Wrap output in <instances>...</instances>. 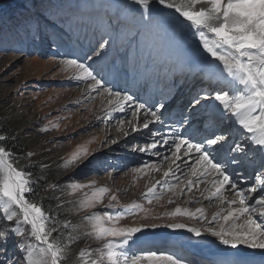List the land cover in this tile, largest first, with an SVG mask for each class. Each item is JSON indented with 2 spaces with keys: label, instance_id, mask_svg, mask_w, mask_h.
<instances>
[{
  "label": "snow or ice",
  "instance_id": "6c2138e0",
  "mask_svg": "<svg viewBox=\"0 0 264 264\" xmlns=\"http://www.w3.org/2000/svg\"><path fill=\"white\" fill-rule=\"evenodd\" d=\"M104 7L98 47L90 48L91 54L85 52L83 56L68 53L74 58L60 61L66 69L75 70V75L69 78L87 84L88 99L92 93L106 97L111 106L109 111L131 112L134 118L129 121L131 132H146L151 141L143 146L134 145L133 151L160 157L159 148L163 147L171 153L163 156L170 161L168 170L147 189L145 198L155 196L158 186L169 183L166 179L169 176L176 182L170 185V190L179 187L184 192L186 188L189 193L199 186L202 177H211L206 181L209 187L204 190L208 193L204 198L216 200L220 209L211 220L202 208L192 212L177 207L165 215L180 214L205 221L209 225L207 232L218 238L222 246L233 250L223 264H264V195L259 194L264 192V0H107ZM41 31L38 19L26 27V34L34 40L40 38ZM44 31L53 43L61 39L55 31L50 34L47 29ZM190 38H198L195 48L188 43ZM121 49L124 55L118 58L122 64L127 62V68L123 69L125 87L115 90L117 85L110 78L108 57L111 53L119 54ZM158 72L166 80L178 74L185 83L192 79L208 87L207 91L202 87L191 97L187 114H180L183 123L178 120L179 127L169 125L167 132L159 130L164 127L167 105L155 96L138 95ZM175 85L173 79L168 88ZM213 98L211 105L202 104ZM201 109L208 121L219 125V133L212 138L185 135L191 126L192 113L199 115ZM140 119L143 124L138 126ZM47 130V126L41 129ZM128 135L124 131V136ZM237 135L239 141L232 139ZM7 139L0 135V264H140L147 257L153 258L150 264H195L175 254L163 260L156 252H147L143 257L130 255L144 230L160 225L119 226L122 217L133 215L142 206L117 207L111 203L117 200L115 194L105 210H95L108 192L106 187H95V181L80 184L69 176L64 185L50 182L43 187L44 192H60V196H41L37 189L46 177L30 170L35 166L31 160L34 153L29 151L25 157L13 152L5 144ZM91 155L87 149L78 148L63 158L61 166L79 167ZM193 156L190 175L195 179L184 182L177 173H182L181 163L188 168ZM22 158H27V163L20 164ZM253 165L256 183L245 174ZM47 167L40 165L42 170ZM154 167L157 166H143L149 170ZM238 168L243 171L237 172ZM241 178L249 181L248 188L238 183ZM88 188L91 194L84 193L78 200L63 199L66 190L71 195ZM225 192L232 193L234 198L228 199ZM45 199L57 203L45 207ZM190 200L194 202L191 197ZM225 205L227 214L222 215ZM65 213L72 219L61 220ZM217 219L230 224L227 227L221 224L217 230L211 226ZM166 227L187 229L197 239L204 234L200 228L184 223H169ZM9 236L16 239L20 255H5ZM81 240L88 243L74 252L73 246ZM241 246L251 251L241 252Z\"/></svg>",
  "mask_w": 264,
  "mask_h": 264
},
{
  "label": "rangeland",
  "instance_id": "374dc122",
  "mask_svg": "<svg viewBox=\"0 0 264 264\" xmlns=\"http://www.w3.org/2000/svg\"><path fill=\"white\" fill-rule=\"evenodd\" d=\"M106 3L107 0H0V101L8 103L11 110L16 109L24 115L25 129L31 126L41 131L47 126L48 130L43 131L41 140L54 148L53 163L60 162L62 165L63 158L78 148L87 149L92 153L79 167H71L73 169L70 176H74L76 183L87 184L95 181V187L108 189L95 210H105L110 197L115 194L117 200L111 203L117 207L133 204L142 206V209H136L133 215L122 217L118 222L119 226L138 227L141 224L151 223L160 225L155 229H145L130 255L143 257L147 252H156L157 257L163 260L165 256L171 255L172 249H177L179 246L197 248L198 253L200 251L202 255L219 253L222 245L218 238L207 232L209 225L205 221L180 214L165 215L173 212L177 207L182 210L188 208L192 212L202 208L205 216L211 220L220 210L216 200L210 201L204 198L208 195L204 190L209 187L206 181L211 177H202L199 186L194 187L189 193L186 188L184 192H181L179 187L170 190V185L176 182L169 176L166 178L169 183L158 186L155 196L145 198L147 189L161 180L164 172L168 170L170 161H165L163 156H170L171 153L167 149L159 148L161 155L157 157L155 153L133 151L134 145L143 146L151 141L147 139L146 132L144 134L131 132L129 121L134 120L131 112L109 111L111 106L108 105L107 98L95 93H92V98L88 99L87 84L84 82L78 84L75 79H70V76L75 75V70L66 69L60 63L62 59L74 58L67 56L68 53L79 56L84 49H88L89 52L90 48L94 50L98 47L96 41L99 39L100 20L104 17ZM37 19L42 31L40 38L34 40L26 34V27ZM44 29H47L49 34L55 31L61 39L53 43L48 39ZM197 42L198 38H190L188 41L192 48L197 46ZM118 55L122 58L124 50L121 49L119 54L111 53L108 57L111 75L114 74L113 59H115V68L118 67L116 75L127 68V62L122 64ZM128 71L131 72V69L129 68ZM154 76L159 79L160 84L164 82L162 72ZM110 78L113 79L112 76ZM169 80L173 78L165 79L166 82ZM182 85L184 83H179L178 88H182ZM203 87L205 90L207 84ZM198 89L200 91V86ZM213 102L214 98L202 101V104L207 106ZM121 120L124 121L123 125L120 124ZM53 124L58 127H53ZM142 124L143 120L140 119L138 126ZM159 130L166 132L168 126ZM124 131L129 133L127 137L124 136ZM238 140H240L239 136ZM112 141L118 143L113 144ZM39 148L40 144H34L29 150L37 154ZM193 162L194 156L189 160L188 168H184L180 161L177 162L181 163L182 173L177 175L182 181L195 179L190 175ZM145 164L150 166L155 164L157 167L149 170L143 168ZM254 166L249 167L248 170ZM134 169H142V171H134ZM251 177H254L251 182L256 183L255 175L250 174L249 180ZM248 182L243 180L239 184L243 186ZM249 186L247 184L244 188ZM91 191L90 188L81 189L69 195L70 190H66V194L68 200H78L84 193L91 194ZM259 194L264 195V192ZM225 195L228 199L234 198L230 192H225ZM169 200L173 202L169 203ZM224 207L225 212L222 215L227 214V205ZM107 210L112 211V209ZM239 222L242 223V220ZM169 223H184L188 227H197L204 234L197 239L188 233L187 229L166 227ZM221 224L227 227L230 221L217 219L211 226L218 230ZM158 240L163 244L157 245ZM151 241H155L156 244L150 245ZM16 243V239L8 237L5 255H20L15 247ZM87 243L88 241L84 240L80 248L85 247ZM91 243L95 245L94 241ZM166 244L170 246L166 247ZM226 252L230 251L226 250ZM152 259L144 258L140 264H150Z\"/></svg>",
  "mask_w": 264,
  "mask_h": 264
},
{
  "label": "trees",
  "instance_id": "16d2710c",
  "mask_svg": "<svg viewBox=\"0 0 264 264\" xmlns=\"http://www.w3.org/2000/svg\"><path fill=\"white\" fill-rule=\"evenodd\" d=\"M13 108L14 107L12 106V109ZM24 119L25 117L23 114L17 112L16 109L11 110L8 103L0 101V135H5L8 137L7 141L5 142L6 146L15 153L25 154L26 157V153L30 151L29 147L31 145L40 144L39 152L31 157V160L35 166L30 169L36 175H43L46 177L43 181H41V188L37 189V192H39L41 196L46 197L60 196V192H44L43 187L50 182H55L58 185H64L68 180L73 168H63L60 165V162L53 163V159L55 158L53 156L54 148L47 145L48 143L42 142L44 141L41 140L44 132H41L38 130V128H32L31 126H27V129H25L23 126ZM19 163H27V158L20 159ZM41 164H46L48 167L42 170L40 168ZM63 199L66 201L68 200L66 193L63 196ZM55 203H57L56 200H44L45 207L55 205ZM68 207H71V205H68ZM65 218L72 219V217L68 216L66 213L60 216L61 220H64ZM83 242L84 240H81L79 243L75 244L73 246V251H78L80 249V245H83ZM66 264H70V262H66Z\"/></svg>",
  "mask_w": 264,
  "mask_h": 264
},
{
  "label": "bare ground",
  "instance_id": "6f19581e",
  "mask_svg": "<svg viewBox=\"0 0 264 264\" xmlns=\"http://www.w3.org/2000/svg\"><path fill=\"white\" fill-rule=\"evenodd\" d=\"M177 78H180V77H178L177 76ZM179 84V83H178ZM181 84V83H180ZM191 83L189 82V83H187L186 85L184 84V85H182V88H180V91H181V93L183 94V96L184 97H186L185 99H186V101H187V98H188V96H189V94H190V92L192 91L191 90ZM199 86H200V88H202L204 85H201L200 83H196V91H198L199 89ZM204 88V87H203ZM179 89V88H178ZM206 91L208 90V87H206V89H205ZM187 95V96H186ZM167 126V125H166ZM167 132V131H166ZM232 139H235L236 141H239L238 140V135L237 136H235V137H233ZM160 149H165V148H163V147H161ZM174 149V148H173ZM189 162V161H188ZM156 168V167H155ZM154 168V169H155ZM255 168V166L253 167V168H250V170L248 171V173H245L248 177H249V175L251 174V175H255V172L253 171V169ZM256 170L257 171H259V169L258 168H256ZM236 171L237 172H242L243 170L242 169H236ZM253 178L254 177H251V181H253ZM243 180H245V179H243V178H241V179H239L238 180V183H241ZM247 184H249L250 185V183L248 182ZM247 184H243V187L245 186V185H247ZM243 222V221H242ZM206 241V240H205ZM158 242L159 243H157V245H161V244H163V243H161V241H159L158 240ZM153 243H155V241H151L149 244L150 245H152ZM156 244V243H155ZM166 246H168V244H166ZM221 248V251L219 252V253H215V254H210V253H208V254H206V253H203V255H207V256H211V257H214V256H222V257H225V258H227V257H229V255H230V253L233 251L232 249H230V248H228V247H226V246H221L220 247ZM219 249V248H218ZM188 250H190V251H193V252H195V253H198V249L197 248H191V247H188ZM188 250H186V251H188ZM223 250V251H222ZM226 250L228 251H230V252H226ZM240 251L241 252H243V251H251V250H247V249H245V248H241L240 249ZM198 254H200V251H199V253ZM217 254V255H216ZM202 255V254H201ZM256 255L258 256L259 255V252H258V250L256 251Z\"/></svg>",
  "mask_w": 264,
  "mask_h": 264
}]
</instances>
